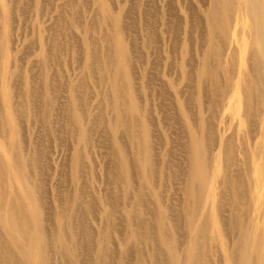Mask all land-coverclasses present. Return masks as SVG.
Returning <instances> with one entry per match:
<instances>
[{"label": "bare ground", "instance_id": "6f19581e", "mask_svg": "<svg viewBox=\"0 0 264 264\" xmlns=\"http://www.w3.org/2000/svg\"><path fill=\"white\" fill-rule=\"evenodd\" d=\"M15 1L0 0V23L1 21L10 22L13 20L10 12L14 11V7H8V4H14ZM34 1L33 6L37 10H44L42 7L43 0ZM90 2L91 8L88 9V12L94 14L90 19H95L98 22V26L94 27L99 32V35L96 33L97 36H91L92 33L90 31L93 29V26L91 28V24L87 22L88 20L85 22V26L82 24V12L84 11L82 5L87 7L84 4H87L86 0H62V3L57 7L59 14L57 18H60L59 16L63 17L64 13L68 11L67 8H69L71 20L69 21V25L67 24V27H82L80 29H82L84 35H82L83 38L81 39L85 50L84 56L87 60L92 61V65L89 64L90 67L87 66V68H91L89 70H95V73L96 71L99 72V80H102L101 82L104 86L110 87V89L108 88L110 92H108L105 86L106 90L103 91V94L108 92L111 94V98L110 94H105L103 98L109 100L114 98L112 109L110 108V120L108 122L111 132L109 134L112 135L110 144L114 142L113 148L110 150L113 151V155L117 158L115 159L116 165L114 167L116 169L114 170L116 179L120 178L123 186L118 183L121 182L120 180L118 182L116 181L119 184L118 186L114 183L112 184L124 191V204H122V207L124 205L125 217L123 216V219H121L122 216L118 217L121 214L118 210L117 217L118 221H125L126 226H122L121 224V227L125 229L117 226L118 224L120 226L119 222H114L117 217L113 204L117 203L114 202L108 206L106 205L107 199L105 204L103 203V199L100 209L99 206L97 207V203L91 201L93 199L90 200L91 197L89 198L90 201L87 200V202L82 199L85 193L88 192L84 189L87 186L82 188L81 183L82 179H85L83 172L86 168L84 166L82 147L86 142L89 143V139L92 137L88 136V132L91 128H94H88L89 126L85 121L87 119L85 116L88 113L84 112L85 109H81L83 107V103L81 104L83 99L82 101L79 99V102H77L80 114L73 110V115L67 119V121L69 120L68 124L70 127L74 125V129H69L70 131H68L72 133L73 137L79 138V140H76L79 144L73 156L74 161L68 166L70 167L71 179H65L71 181L73 191L69 192L72 185L70 186L68 184L70 186L68 189H70H67L69 192L66 195L68 196L67 199L58 200L57 198L56 204L54 205L55 215L51 211H49V214L52 216L47 214L48 210L52 209L53 211V208L51 206H49L51 209L47 210L46 208L47 190L45 183L46 177L48 176L46 169H49L51 165L48 161V157H50L49 153L46 150V145H44L46 144V139H44V144H42L40 143L42 140H38L40 138L38 136L39 138L37 140L40 142L37 144L35 138L41 132L39 130L36 133L34 129L35 136L34 134L30 135L31 143L26 144L28 143L27 136L24 139V134L22 135L26 131H22L21 133V129L23 125L22 119L27 118L34 125L38 126V123H42L46 129V131L44 130L45 132L43 130L42 132L45 134H48L49 130H54L56 124L59 122V117L55 119L54 116L57 113L56 106H59V104L55 103L54 97L56 95L53 97L54 92L52 93V91L60 83L56 85L58 81L54 78L56 83L47 81V89L42 93L44 101L43 103H39L35 99L38 97L39 99L41 98L40 95L43 92L41 86H37V83L35 84V81L30 78L25 81L24 85H20L21 88L15 83L12 85L11 83L9 84V81L12 80L13 76H16L17 72H15L14 68L10 70L6 69L4 64L0 66L3 68L1 73L3 74V80L9 86L3 83V86H6L8 89H4L2 86V96L5 105L3 110L0 108V264H54V256L57 258L56 262L60 261L58 264H129V262L132 264V261H134V264H218L219 260L221 261L220 252L225 264H264V0H198V10L195 11L197 14H192L194 10L191 9V4L187 6L186 9L188 8L191 14L189 16L188 13V16H186L184 28H187L188 17H193L191 19H194V16L197 15L196 17L198 18L196 22L194 20V26L192 25L194 32L196 31V44L195 48L193 46L194 44H189L193 47H191L193 50L195 49V54L194 51H191L193 53L192 55L190 53L191 57L189 56L190 46H187V41L191 37L186 39L187 35H189L187 34L182 41L180 40V26L182 25L179 16L180 6H178L179 8L177 6L175 7L174 0H171V2L170 0H164L165 6H163L164 10L161 12L164 13L166 20L168 17L164 26H167L165 32L167 33V37H169L168 42L170 41V55L164 58L173 67L175 65L178 67L177 61L179 60L177 59L181 60L179 64L181 77L179 78L182 83L188 84L186 86L189 88H185L191 91L187 90L190 94L186 96L184 93L186 91L183 92V86L185 84H181L180 88L175 89L178 86V80L171 82L177 100L176 114L180 113L186 125L184 126L186 131L182 130L183 126L181 131L185 136V144L188 143L186 146L188 147V151H183L186 156L182 155L188 162V179L184 178L186 177V173L182 170L183 166L181 169L175 168L174 158H177V155H179L178 157H182L180 156V152L183 149L179 148V152L174 150L170 145H174L175 147V144L171 142L172 144L169 143L170 145L163 144L160 154H158L156 152V142H153V126L149 117L151 108L147 104L140 106L137 103V100H139V87H137L135 82V73L137 71H135L137 68L135 66V60L140 59V56L138 55V57L135 54L137 50V45H135L136 40L130 35L131 29L129 25L131 24V20L127 22V18L130 17L131 12H128L126 8L115 6L114 0H90ZM25 9V6L20 8L23 12ZM156 9V6L150 8L151 14L148 17L147 23L145 21V34L143 36V45L148 51V61L146 60L145 62V65L148 66L145 69V72L147 70V77L145 78L146 81H143L147 83L146 89H148L150 82L151 85L152 82L154 83L151 79L156 78L159 74L157 68L161 61V40L158 36L159 32H156V17L159 11ZM192 21L190 20L188 23L190 24ZM243 21H245L244 27H239V23ZM54 27L57 29V26ZM64 28H66L65 25L61 28V24H59V31L61 30L62 32ZM187 29H185L186 33L188 32ZM62 35L63 38L61 36L56 37L57 35L54 38L51 37L48 44L46 43L45 39L47 37L45 36L43 48L47 44L51 49H54L52 52L62 49L65 44L61 43L65 37L64 34ZM5 41H2L0 34V58L3 55L6 58L7 53L5 54L2 51H6L7 47L10 48V42L7 36ZM242 43L246 44V47H248L247 50L242 51ZM176 47L180 48V57L176 56V54H179L176 53ZM51 49H49V53L47 52L48 49H41L40 53L37 54L39 58L36 63V65L38 64L36 66L37 68H39L38 66L50 65V59L54 57V53L52 54L53 57H51ZM150 55H156V58L149 60ZM50 69L48 68V70ZM176 70L175 75L177 73ZM32 71L35 73L38 72L34 69ZM34 72L31 73L34 74ZM41 73L37 74L43 77L46 72L42 73L44 75ZM171 74L170 76H172ZM175 78L177 79V77ZM73 80L74 78L71 81ZM74 82L76 81L74 80ZM50 83H53L56 87H53ZM71 84H69L71 90L75 93L74 86L76 83ZM151 85L150 88H152ZM156 85H152L155 86V90L157 89ZM10 86L11 88H9ZM81 87L78 86L77 90L79 88L81 89ZM181 87L183 88L181 89ZM55 89L54 91H56ZM84 89L86 88L84 87ZM10 90L13 91V94H11ZM152 90L150 89V91ZM87 91L85 90V93ZM160 91L161 93L163 92V90H157L158 96L160 95ZM77 92L75 93L76 96H78L79 92H81V95L83 93L82 91ZM129 92L133 96L131 104L126 103ZM13 95L20 96L19 101L14 105L12 103V100H14L12 99ZM81 95L78 97L80 98ZM2 96H0V99H2ZM100 97L99 92V99ZM21 98L22 101H20ZM25 99L28 100L27 105L24 103ZM88 100L85 101L88 102ZM16 105L18 108L15 107ZM163 106L161 105L159 108L161 109ZM96 107L98 106L94 104V108L92 107V111L90 110L91 114L95 112L94 119L92 120L93 124L95 123L94 126L104 121L106 122L103 118L105 115H102L103 112L98 109L101 106ZM138 108H143L147 115L145 116L143 114V117L140 118L141 113L138 112ZM196 108L197 112H194ZM95 109L98 110V113ZM127 110L130 112L129 114H127ZM161 110L165 109L162 108ZM66 112L68 113L67 110ZM193 112L194 116L192 115ZM232 112L237 115V125L233 128H231V125L228 126L226 124L228 120L233 121L235 119L232 116ZM162 113L163 111H161ZM81 117L84 119L83 125L78 126ZM170 122L168 120V123ZM32 123L29 125H33ZM230 129L232 132L228 133ZM36 130H38L37 127ZM123 132L126 133H124L125 138L128 134V140L133 145L132 147L135 148L133 149L135 152L132 150L136 153L137 157L134 162H132L134 156L132 158L129 157L133 154L131 153L128 156V153L131 151L128 152L127 150V138L125 139L126 144L122 140L123 135L121 133ZM239 134H242L240 138ZM173 135L177 136V134ZM42 136L44 137V135ZM104 137L103 139L106 138ZM48 139H50L49 136ZM105 141L107 140L105 139ZM99 142H95V144ZM180 143H182V138ZM10 151H12V155H10ZM88 153L90 154V152ZM91 154L93 155V152ZM160 155L162 157L158 159ZM176 158L175 160L177 161ZM93 160L91 158V161ZM158 160H160L159 162L162 165L160 169L159 165L157 166ZM85 165L88 166V163ZM62 166H65V164ZM103 168L105 170V165ZM184 169L186 170V168ZM133 170H137V172L133 173ZM137 173L138 179L141 182L139 188L135 187L138 183L136 181L138 180L134 179V174ZM93 174L95 175V173ZM157 174L162 177V181L163 178L169 180L174 184L173 187L179 186V189L185 192L183 201L186 207L184 208L186 209L187 221L184 219V222L187 224L185 225L187 226V230H182L181 222L178 224V221L180 219L182 221L183 218L181 216L182 211L181 213L174 212V215L168 214V209L170 207L172 209L173 204L174 207L175 205H181L180 200L177 198L179 195L172 196L171 194L173 193L170 194L171 198L174 197L176 199V203L173 202L172 205L171 203L170 205L164 203V199L161 198L163 193L161 191V195L157 193L158 184H155L156 176L157 178L159 177ZM121 175L122 178L120 177ZM115 176L113 175V177ZM80 177L83 178L79 183ZM87 177L89 178L88 175ZM133 183L136 185L133 186ZM164 183L166 182L163 181L161 184ZM113 185L111 186L113 187ZM21 186L25 187L26 194L31 200V211L27 210L22 202V197L20 196ZM115 186L114 188H116ZM64 190L67 191L65 188ZM116 191H113L114 196L120 190ZM109 192L111 193V190ZM178 192L176 193L179 194ZM88 193L91 194L90 192ZM164 195L166 196V194ZM153 196L158 197V204L155 202L154 204L149 203L153 199ZM60 197L62 198V196ZM108 200L110 201V199ZM149 204L151 205L149 206ZM44 210L45 213L43 212ZM97 211H99L98 214H96ZM170 211L172 212L174 210ZM177 211L179 210L177 209ZM82 212L88 213L87 215L89 217L86 214V216L83 214L84 217L80 215ZM148 213L157 221V225H155L158 230H155V226L151 224L152 219L150 222L146 219ZM49 217H54L60 223V226L58 224V226L53 224L55 228H53V225L49 226L52 220ZM178 218L180 219L178 220ZM48 219L50 220L49 223H47ZM94 222L100 224L99 229L96 230V234L94 229L97 226H95ZM116 234H118V238L115 243ZM222 237L224 238L223 241L221 240ZM83 238L86 240L84 241ZM142 244L146 245V249L142 247ZM83 255H89L90 259L86 258L90 262L85 263L86 258Z\"/></svg>", "mask_w": 264, "mask_h": 264}, {"label": "rangeland", "instance_id": "374dc122", "mask_svg": "<svg viewBox=\"0 0 264 264\" xmlns=\"http://www.w3.org/2000/svg\"><path fill=\"white\" fill-rule=\"evenodd\" d=\"M6 1V0H5ZM183 1V2H182ZM174 0V4H175V7L177 6H180V8H179V16H180V21H182L181 22V26H182V28H183V30H182V28H181V26H180V30L182 31V33H181V31H180V40L182 41L183 40V38L187 35V34H189V35H187V38L186 39H189L190 37V39L187 41V46L189 47L190 45H193L194 46V48H195V44H196V42H195V36H196V31L194 32V20H195V22H196V20L198 19L196 16L197 15H195L194 16V19H191V18H193V17H188V18H190V19H188L187 18V20H188V22L190 21V20H193L192 22H190V24L187 22V28H184L185 26H184V22H185V20H186V16H188V13H189V16H190V14H191V12H189V10H188V8L186 9V7L187 6H189L190 4V6L192 7L191 9H193L194 10V12H193V10H192V14H197L195 11L196 10H198V6H199V3H198V0H190V1H184V0ZM26 2V3H25ZM86 2H87V4L86 3H84L85 5H87V7L86 6H84V5H82V7H83V9H84V11L82 12V19L81 20H83V22H82V24L84 25V24H86L85 22L87 21V22H89L88 24H91L90 26H91V28H92V26H93V29H91V31H90V33H92L91 34V36H97V35H99V32H98V30H97V28H94V27H97L98 26V22L94 19H90V17H92L94 14L92 13V12H88V9H90L91 8V2H90V0H86ZM170 2H171V0H170ZM34 3H35V1L34 0H16L15 1V3L14 4H12V3H10V4H8V7H14V11L13 12H10V16H12V18H13V20L12 21H10V22H4V21H1V23H0V34H1V38H2V41L3 42H6L5 40H6V36H7V39H8V41L10 42V48H6V51L4 50V51H2V52H4L5 54L7 53V55H6V58H4V55L0 58V66H2V65H4L5 64V66H6V69H8V70H10L11 68H14V70H15V72H17L16 73V76H13V78H15V79H13L12 78V80H10L9 81V84L11 83V85L12 84H16V85H19V88H21V86L22 85H24V83H25V81L27 80V79H32L33 81H35V84L37 85V86H41V90L43 91V92H41V95H40V99H39V97L37 98V99H35L37 102H39V103H43V101H44V96H43V94L42 93H44L45 91H46V83H47V81H51V82H53V83H56V80L58 81L57 83H56V85H58L59 83V85H58V87L55 89L56 91H54V89H53V91H52V93H53V97H54V95H56V97H54L55 98V103H57V104H59V106L57 105L56 106V109H57V113L54 115L55 116V119H57L58 117V119H59V122H58V124H56V126H55V128H54V130H56V131H54V130H47L48 131V134H45V133H43V132H45L46 131V129H45V127H44V125L42 124V123H38V126L37 125H34L32 122H30L27 118H24V120L22 119V123H23V125H22V129H21V133H22V131L24 132V131H26L25 133H22V135L24 134V139H26V136H27V141H28V143H26V144H30L31 142H30V135H33L34 134V136H35V134L36 133H38V132H36V131H39L40 130V134L38 133L37 134V138H35V142H37V144L40 142V143H42V144H44L43 143V141H44V139H48V136H49V138L50 139H48V141H49V143H48V141H46L45 140V143L46 144H44V145H46L45 147H46V150H47V152L49 153V156L50 157H48V161H49V163L51 164L49 167V169L47 168L46 170V172L48 173H46L48 176L46 177V183H45V186H46V195H47V197H46V202H47V206H46V208H47V210L48 209H51V208H53V211H52V209L51 210H48V212H47V214L49 215V216H52V215H50L49 214V211H51V213L52 214H54L55 215V204H56V200H57V198H58V200L59 199H62V200H64L65 198L67 199V197L68 196H66L67 194H69V192H72L73 190V185H72V183H71V181H67V180H65V179H71V173H70V167H68L69 165H70V163H73V161H74V154H75V152H76V149H77V146H78V142L76 141V140H79V138L78 137H73V135H72V133L71 132H69L70 130H72V129H74L73 128V126H71L70 127V125L68 124L69 123V120L67 121V119H69L70 117H71V115H73V113L74 112H76V113H78V114H80V110H79V108H78V105H77V102H79V99L82 101V99H83V102H81V104L83 103V107L81 108V109H85L84 110V112H87L88 113V115H86L85 117L87 118V119H85V121L87 122V124H88V128H91V127H94V128H91L92 129V132H91V129L89 130V132H88V136H90V137H92V138H90L89 139V143H85V145L82 147L83 148V160H84V162H85V164H87L88 163V166L87 165H85L84 164V166L87 168H85L84 169V177H85V179L83 178V177H80V179H79V183H80V180L82 179V181H81V183H82V188L84 187V186H87V188H85L84 187V189H86L88 192H90L91 194H89L88 192H86L85 193V195H84V197H85V199H84V197H82V199H83V201H85V202H87V200L88 201H90L91 199H93V200H91L93 203H97L96 205H97V207L99 206V208L101 209V207H102V202H103V199H104V204L106 203V199H107V203H106V205H108L109 206V204L111 205L112 203H117V204H113V207H114V211L116 210V217H117V215H118V211H119V213H121L122 214V212H123V214L121 215V214H119L118 215V217L120 216H122L121 217V219H123L124 217H125V213H124V205H123V207H122V204H124V200H123V195H124V191H123V189L121 190V188H117V186L120 184V185H122L123 186V184H122V181L120 180V178L118 179H116V176H115V172H114V170H116V169H114V167H115V165H116V160L115 159H117V158H115V156L113 155V151H111L112 150V148H113V143H111L110 144V142H111V138H112V135L111 134H109V133H111L110 132V128H109V126H108V122H109V113H110V110L112 109V105H113V102H114V98L113 99H105V98H103L104 97V95L105 94H110V93H108V92H110V87H108V86H106L107 87V90H108V92L107 93H105V94H103L104 92V90H106V87L102 84V80L100 81L99 80V72H97L96 71V73H95V70H89V69H91V68H87V66H89L90 67V65H92V61H90V60H87L86 59V57L84 56L85 55V53H84V47H83V44H82V35H83V32H82V29H80V28H82V27H80V28H75V27H73V26H68L67 27V24L69 25V21L71 20V12L69 11V8H67L68 9V11H67V13L68 12H70V13H64V15H63V17H61V16H59L60 18H57L58 17V12H57V7L62 3V0H43L42 1V7L44 8V10H37L33 5H34ZM50 3V4H49ZM157 3V4H156ZM183 3V4H182ZM193 3V4H192ZM109 4V3H108ZM148 4V5H147ZM44 5V6H43ZM114 5L115 6H119V7H123V8H126L127 10H128V12L130 11L131 13H130V17L129 18H127L128 20H127V22H129L130 20V22H131V24L129 25L130 26V29H131V37L134 39V40H136L135 41V45H137L136 47H137V52L135 51V54L138 56H140V59H136L135 60V66L137 67H135L136 69H135V71H136V73H135V82H136V84H137V87H139V100H137V103L141 106V105H148V107L149 108H151L150 110V112H149V117H150V121H152V126H153V142L155 141L156 143H155V145H156V147H157V149H156V152H158V154H160V151H161V146H163V144H168V145H170V144H172L171 142H173L174 144H175V147H174V145H170V146H172L173 148H174V150H177L178 152H179V148H181V149H183L180 153H181V155L180 156H186V154H185V152H183L184 150L185 151H188V147H186L187 145H188V143H186L185 144V142H186V140L184 139V135H183V133H182V131H181V129H182V126H183V129L182 130H185V128H184V126H186L185 125V122H184V118L183 117H181L180 116V113H177L176 114V103H177V100H176V96H175V94H174V91H173V88H172V85H171V82H175V81H177V83H178V86H174L175 87V89L176 88H180V85L181 84H185L183 87H181V89L183 88L184 90H183V92L184 91H186L187 93H188V95H187V93L186 92H184L185 94H186V96H189V94H190V90L189 89H186L185 87H187L188 86V84L187 83H182L181 82V80H180V78L179 77H181V71H180V67H179V64H180V59H177V60H179V61H177V64H178V67L175 65L174 67L173 66H171V64L170 63H167L166 62V60H165V58L164 57H166V56H169L170 55V52H169V49H170V41L168 42V39H169V37H167V33L165 32V29H166V25L164 26V23H166V21L168 20V17H167V20H166V18H165V16H164V13L163 12H161V11H163L164 10V8H163V6H165V2H164V0H149V2H148V0H114ZM171 5H173V4H171ZM193 5V6H192ZM25 6V11L23 12V10H20V8L21 7H24ZM153 6H156V10L157 11H159V14L157 15V17H156V32L158 33V36H159V39L161 40V54H160V62H159V67L157 68L158 69V71H159V74L157 75V77L155 78L154 77V79L152 78L151 80H153L154 81V83L152 82V85H156V84H158V85H156V87H157V89L155 90L154 89V87L155 86H152L151 85V82L149 83V85H148V89H146L147 87H146V85H147V83H144L143 81H146L145 80V78L147 77V70H146V72H145V69L148 67L147 65H145V62H146V60H147V56H148V51H147V49L144 47V45H143V41H144V34H145V21H146V23H147V21H148V17H149V15L151 14V12H150V8L151 7H153ZM147 7V8H146ZM194 7V8H193ZM42 8V9H43ZM86 8V9H85ZM145 8V9H144ZM158 8H159V10H158ZM6 9H8L7 7H6ZM131 9V10H130ZM87 10V11H86ZM10 11V10H9ZM147 12V13H146ZM22 13V14H21ZM70 14V15H69ZM66 16V17H65ZM68 20V22H67V20L65 19V18ZM11 18V17H10ZM130 18H132V19H130ZM59 20V22L57 23V21ZM85 20V21H84ZM60 21H61V23H60ZM246 21V20H245ZM245 21H243V22H241V23H239V27H244V24H245ZM96 22H97V24H96ZM134 22H136V23H134ZM23 23V24H22ZM57 23V24H56ZM246 23H247V21H246ZM59 24H61V28L65 25V27L66 28H64L63 30H62V32H61V30L59 31L58 30V28H59ZM189 24V25H188ZM193 25V26H192ZM53 26V27H52ZM54 26H57V29H55V27ZM85 26V25H84ZM24 27V28H23ZM193 27V28H192ZM185 29H187V33L185 32ZM190 29H192V30H190ZM65 30V31H64ZM53 31H54V33H53ZM192 31V32H191ZM184 32H185V35H184ZM55 33H56V35H55ZM96 33H97V35H96ZM52 34H54V35H52ZM62 34H64V40L61 42V43H65L64 45H63V47H62V49H63V51H61L62 49H59V50H55V52H56V55H55V52H52V51H54V49L52 50L47 44H48V42L51 40V37L52 38H54V36H56V37H62L63 35ZM67 35V36H66ZM47 37L45 40H46V45H45V47L43 48V44H45V41H44V37ZM84 36V35H83ZM189 37V38H188ZM63 38V37H62ZM71 38V39H70ZM53 40V39H52ZM44 41V42H43ZM190 41V42H189ZM43 42V43H42ZM139 43V46H138V43ZM195 42V43H194ZM137 43V44H136ZM190 44V45H189ZM78 49H77V48ZM139 47V48H138ZM192 46H190L189 47V56L191 57V55L193 54V53H191V51H194V54H195V49L193 50L192 48H191ZM41 49H48L47 50V52L49 53V49H51V57H53V59H50V61L52 62H50V65L48 64V66H46V65H41L42 67H40V66H38L39 68H37L36 66L38 65H36V63H37V59H39L38 57H37V54H39L40 53V50ZM176 49H177V52L176 53H179V54H176V56H179L180 57V48H178V47H176ZM248 49V47H246V44L245 43H242V51H244V50H247ZM61 51V52H60ZM26 52V53H25ZM22 53V54H21ZM54 53V55L52 56V54ZM190 53H191V55H190ZM142 54V55H141ZM41 55V54H40ZM84 56V57H83ZM136 56V58H138ZM142 56V57H141ZM146 56V57H145ZM144 58V59H143ZM156 58V55L155 56H153V55H150V57H149V60L150 59H155ZM164 58V59H163ZM141 59H143V60H141ZM12 60V61H11ZM54 60V61H53ZM139 61V63H138V61ZM144 61V62H143ZM148 61V60H147ZM159 61V60H158ZM88 62H90V63H88ZM141 62H143L142 64H140ZM179 62V63H178ZM11 63H12V66H11ZM90 64V65H89ZM140 66H139V65ZM144 64V65H143ZM34 65H35V68H34ZM52 65V67H50ZM143 65V66H142ZM32 67V69H34L38 74H40L41 72H42V70L44 69V71L42 72V73H45V76H43V77H40L41 75H38L37 73H35L34 71H32V69H30ZM47 68V69H46ZM48 68L50 69V70H48ZM178 68V69H177ZM33 73L34 72V74L35 75H37V76H35L34 74H32L29 70ZM38 69V70H37ZM39 69H41L40 71H39ZM177 69V70H176ZM246 69H247V67H246ZM3 70V68L2 67H0V96H2L3 94H2V92H3V83H5L4 85H6V86H9V84L8 83H6V81H4L3 80V77H2V73H1V71ZM53 70V71H52ZM153 70V69H152ZM175 70H176V75H175ZM28 71H29V73H31V74H29L28 73ZM52 71V72H51ZM178 71H179V74H178ZM20 72H21V74H20ZM93 73V74H91V73ZM169 72H171V73H169ZM41 73V74H42ZM158 73V72H157ZM166 73H168L169 74V76H168V74H166ZM20 75V76H18V75ZM53 74H55V75H53ZM170 74L172 75V76H170ZM30 77H29V76ZM34 75V76H33ZM42 75H44V74H42ZM93 75H96V76H93ZM180 75V76H179ZM24 76V77H23ZM40 78H39V77ZM49 76V77H48ZM55 76V77H54ZM137 76V77H136ZM156 76V75H155ZM22 79H21V78ZM36 78V80H35V78ZM96 77V78H95ZM175 77H177V79L175 78ZM17 78V79H16ZM25 78V79H24ZM34 78V79H33ZM38 78H39V80H38ZM49 78H50V80H49ZM56 79V80H54V79ZM74 78V80L76 81V82H74V80L73 81H71L72 79ZM24 79V80H23ZM53 79V80H52ZM96 79V80H95ZM101 79V78H100ZM156 79V80H155ZM23 80V81H22ZM43 81V84H42V81ZM98 80V82H96ZM40 81H41V83H40ZM69 81V82H68ZM84 81V82H83ZM82 82V83H81ZM97 84H96V83ZM155 82H158V83H155ZM181 82V83H180ZM39 83V84H38ZM53 83L51 84V85H53ZM65 83V84H64ZM72 83V84H71ZM73 83H76L75 84V86H74V89H75V93L77 92V91H82L83 93H82V95H81V92H79V94H78V96L79 95H81L80 96V98L78 97V96H76L75 95V93H73L72 92V90H71V87H70V85L69 84H71V85H73ZM79 83V84H78ZM82 85H81V84ZM85 83H87V84H85ZM170 83V84H169ZM22 84V85H21ZM62 84V85H61ZM162 84V85H161ZM186 84H187V86H186ZM21 85V86H20ZM68 85H69V87H68ZM85 85V86H84ZM102 85V86H101ZM139 85V86H138ZM150 85H151V87L152 88H150ZM3 86V87H2ZM4 87V89H8L7 87ZM61 86V87H60ZM78 86L79 87H81V86H83V87H81V89L79 90H77V88H78ZM88 86H89V88H88ZM104 86V87H103ZM145 86V87H144ZM24 87V86H23ZM53 87H56L55 85H53ZM84 87L86 88V89H84ZM102 87V88H101ZM144 87V88H143ZM170 87V88H169ZM9 88H11V86L9 87ZM88 88V89H87ZM101 88V89H100ZM109 88V89H108ZM159 88V89H158ZM187 88H189V87H187ZM150 89L153 91H150ZM84 90V91H83ZM85 90H88L86 93H88L87 95H89V96H87L86 95V93H85ZM99 90H101V91H99ZM157 90H163V92L161 93V91L159 92L160 93V95L158 96L157 94H158V92H157ZM187 90H189V91H187ZM192 90V89H191ZM11 91V94H13L12 92V90H10ZM154 91H156V92H154ZM99 92H100V96L102 97V99H101V97H100V99H99ZM101 92H102V95H101ZM149 94H148V93ZM151 92V93H150ZM78 93V92H77ZM155 93V94H154ZM84 94V95H83ZM20 95V94H19ZM15 96V95H13V98L12 99H14V100H12L13 102V105L14 104H17V102L19 101L18 99H20V96ZM76 97H75V96ZM150 95V96H149ZM157 95V96H156ZM162 95H163V97H162ZM66 96V97H65ZM141 96V97H140ZM15 97V98H14ZM58 97V98H57ZM90 98V99H89ZM110 98H111V94H110ZM89 99V100H88ZM42 100V101H41ZM57 100H59V101H57ZM78 100V101H77ZM85 100H88V102H86ZM99 100V101H98ZM132 100H133V96L132 95H130V92L128 93V95H127V99H126V103L127 104H131V102H132ZM20 101H22V98H21V100ZM27 99H25V101H24V103H26V105H27ZM67 101V103H65ZM0 108H1V110H3V108H4V105H5V101H4V99H3V96H2V99H0ZM15 102V103H14ZM96 102V103H95ZM161 102V103H160ZM63 103V104H62ZM70 103H71V105H70ZM85 103H87V104H85ZM97 103H100V104H97ZM159 103H160V106H159ZM94 104H96L98 107H99V105L101 106L100 108H98V107H96V108H98L100 111H102L103 113H102V115L104 114L105 116H103V118H104V120H106V122L104 121L103 123H99V125H95L96 127H97V129H96V127L94 126V124H93V122H92V120L94 119V113L95 112H92V114H91V112H90V110L92 111V109L94 108ZM104 105V106H103ZM161 105H164L165 107H167V108H165L164 106L162 107V108H164L165 110H161L159 107H161ZM68 107V108H66V107ZM16 108H18L17 107V105L15 106ZM15 107H14V109H15ZM58 107V108H57ZM63 107H65V108H63ZM88 107V108H87ZM93 107V108H92ZM191 107H193V108H195L194 106H191ZM28 108V107H27ZM75 108V109H74ZM111 108V109H110ZM169 108V109H168ZM60 109H61V111H60ZM64 109H66L67 111H68V113L66 112V110H64ZM71 109V110H70ZM170 111H168V110ZM58 110H59V112H61L60 114H58L59 112H58ZM65 112H64V111ZM74 110V112L72 113V111ZM104 110V111H103ZM167 110V111H166ZM195 110V109H194ZM63 111V112H62ZM95 111L98 113V110L97 109H95ZM161 111H163V113L161 114ZM166 113H165V112ZM56 112V111H55ZM138 112H140L141 114H140V118L141 117H143V114H145V116L147 115L146 114V111L142 108H138ZM174 112V113H173ZM194 112H197V108H196V110L194 111ZM194 112L192 113V115L194 116ZM86 113V114H87ZM108 113V114H107ZM130 112L127 110V114H129ZM165 113V114H164ZM170 113H172V114H170ZM69 114V115H68ZM171 116H170V115ZM232 116H233V118H235V119H233V121H229L228 120V122L226 123L228 126H232L231 128H233L235 125H237L236 123H237V115L234 113V112H232ZM92 115H93V117H92ZM163 115V116H162ZM165 115V116H164ZM206 115V114H205ZM70 116V117H69ZM162 116V117H161ZM168 116V117H167ZM189 116V115H188ZM67 117V118H66ZM83 117V116H82ZM82 117L79 119V122H78V126H82L83 125V121H84V119H82ZM167 117V118H166ZM171 117H173L172 119H171ZM164 118V119H163ZM175 118V119H174ZM177 118V119H176ZM89 119H91V120H89ZM174 119V121H172ZM165 120V121H164ZM168 120H169V122H170V120H171V122L170 123H168ZM166 123V124H164V123ZM33 124V125H29V124ZM44 123V122H43ZM65 123H66V125H65ZM168 123V124H167ZM90 124H92V125H90ZM41 125V127H39ZM43 125V126H42ZM102 125H104V126H102ZM29 126H31V127H29ZM106 126H107V128H106ZM175 126V127H174ZM36 127L38 128V130H36ZM106 128V129H104V128ZM25 128V129H24ZM100 128V129H99ZM103 128V129H102ZM34 129H35V132H34ZM70 129V130H69ZM94 129V130H93ZM101 129H102V131H101ZM176 129H177V131H176ZM42 130H43V132H42ZM45 130V131H44ZM69 130V131H68ZM100 130V131H99ZM170 130V131H169ZM106 131V132H105ZM179 131V132H178ZM186 131V130H185ZM34 132V133H33ZM53 132V133H52ZM94 132V133H93ZM99 132V133H98ZM102 132H104V133H106V134H104V133H102ZM173 132V133H172ZM232 132V130L230 129L229 131H228V133H231ZM242 132V131H241ZM50 133V134H49ZM57 133V134H56ZM90 133H92V134H90ZM125 132H123V133H121L122 135H123V137H122V135H121V137H122V140H123V142H125V139L127 140L126 142H127V150H128V152L129 151H131V152H129L128 153V156H129V154L131 155V153L133 154L132 156H129V157H133L132 158V162H134V160H135V158H137L136 157V153H134L135 152V150H133V149H135L134 147H132L133 145L131 144V142L128 140V134L126 135V138H125V134H124ZM181 133V134H180ZM70 134V135H69ZM94 134V135H93ZM101 134V135H100ZM108 134V135H107ZM173 134H177V136L176 135H173ZM186 134V133H185ZM42 135H44V137L42 136ZM46 135H47V137H46ZM51 135V136H50ZM92 135V136H91ZM102 135H104V136H102ZM111 135V137L110 138H108L109 136ZM169 135H171V136H169ZM33 136V137H34ZM40 138H39V137ZM95 136H97L98 138H99V140H98V138L97 137H95ZM102 138H101V137ZM242 136V134H239V138ZM59 137V138H58ZM97 138L96 140H95V138ZM103 137L107 140V141H105V139H103ZM170 137V138H169ZM177 137V138H176ZM39 138V139H38ZM43 138V139H42ZM171 138H173L172 140H171ZM181 138H182V143H180V140H181ZM40 140V141H38V140ZM92 139V140H91ZM109 139H110V141H109ZM183 139H184V141H183ZM99 142V143H96L95 144V142ZM98 140V141H97ZM104 140V141H103ZM173 140H175V141H173ZM176 140H177V142H176ZM112 141H113V139H112ZM179 141V142H178ZM103 142H105V143H107L106 145H104L105 143H103ZM126 142H125V144H126ZM128 142H129V146H128ZM91 143V144H90ZM110 145H109V144ZM170 143V144H169ZM49 146H48V145ZM70 144V145H69ZM90 145H91V147H90ZM95 145H98V146H95ZM107 145H108V147H107ZM176 145H177V147H176ZM179 145V146H178ZM109 146H110V148H109ZM128 147H130L129 149H128ZM60 149V151H59V149ZM72 148V149H71ZM90 148H91V150H90ZM106 148H109V149H106ZM160 148V149H159ZM49 149V150H48ZM90 150V151H88V150ZM111 149V150H110ZM158 149H159V151H158ZM51 150V151H50ZM106 150V151H105ZM134 152H133V151ZM9 151V150H8ZM93 152V155L91 154L92 152ZM88 152H90V154L88 153ZM10 153V155H12V151H10L9 152ZM110 153V154H109ZM183 153V154H182ZM110 156H109V155ZM135 154V155H134ZM155 155H156V153H155ZM58 156V157H57ZM70 156H72V157H70ZM90 156H92L91 158H92V160H93V158H95L93 161L95 162H93V161H91V158H90ZM94 156V157H93ZM179 155H177V161L175 160V158H174V162H175V168H177V169H181L182 168V166H183V168H182V170L183 171H185V173H186V177H184V178H187V175H188V170H189V168L187 169V166H188V162H187V160H186V158H184L183 156L182 157H178ZM69 157V158H68ZM161 155L160 156H158V159H161ZM71 158V159H70ZM112 158V159H111ZM157 158V157H156ZM179 158V159H178ZM181 158V159H180ZM50 159V160H49ZM60 159H61V162H60ZM64 159V160H63ZM180 162H179V161ZM160 160H158V162H157V166L159 165V169L161 168V162H159ZM184 162V163H186V164H184L185 165V167H184V165L182 164V162ZM93 162V163H92ZM113 162V163H112ZM69 163V164H68ZM159 163V164H158ZM177 163H180V164H178L179 165V168H178V165H177ZM65 164V166H62V165H64ZM66 164H68V165H66ZM97 164V165H96ZM95 165H96V167H95ZM104 165H105V170H103L104 168ZM111 166V167H110ZM63 167V168H62ZM65 167V168H64ZM136 167V166H135ZM96 168V169H95ZM111 168V169H110ZM174 168V169H175ZM184 168H186V170L184 169ZM64 169V170H63ZM69 169V170H68ZM90 169V170H89ZM93 169V170H92ZM61 170V171H60ZM87 170V171H86ZM97 171V172H95V171ZM112 170V171H111ZM56 171V172H55ZM67 171H69V172H67ZM111 171V172H110ZM88 174H87V173ZM114 172V173H113ZM135 172H137V170H133V173H135ZM61 173H63V174H61ZM82 173V174H83ZM93 173H95V175L93 174ZM61 174V175H60ZM69 175V176H68ZM87 175L89 176V178L87 177ZM113 175L115 176V177H113ZM138 173L137 174H134V179L135 180H138V181H136V182H138L137 183V185L136 184H134L133 186H135L136 188H139V184H141V182H140V179H138ZM159 177L157 178V176H156V178H155V184L157 185V193H160V195H161V192L163 193V195L161 196V198L162 199H164L163 201H165L164 203H168L169 205H170V203H171V205L173 204V202L174 203H176V199H174V197L173 198H171V196H170V194L171 193H173V194H171L172 196H178L177 198L180 200V202H181V205H179V206H177V205H175V207H174V204H173V208L171 209V207L169 208L170 210H174V211H170L169 209H168V211L170 212H168L167 210H166V212H168V214H173L174 212L176 213V212H179V213H181V211H182V215L181 214H179V215H181V216H179L180 218H182V221H180L181 219L180 218H178V224H180L179 222H181L182 224V226H181V228H183L182 230L184 231V229H186L187 230V226H185V225H187V224H185L186 222H184L185 220L184 219H186V221H187V214H186V207H185V203H184V197H185V192L183 191H181L180 189H179V186H177V184L175 183V185L177 186V187H173V183L171 182V181H169V180H166V179H164L163 178V181L164 182H166V183H164V184H161V183H163V181H162V177L159 175V174H157ZM51 178H50V177ZM95 176V177H94ZM107 176V177H106ZM112 176V177H111ZM59 177V178H58ZM99 177V178H98ZM121 178H122V175L120 176ZM136 177V178H135ZM50 178V179H49ZM57 178V179H56ZM98 178V179H97ZM106 178V179H105ZM110 178V179H109ZM140 178V177H139ZM114 179H115V181H114ZM157 179H158V181H157ZM188 179V178H187ZM87 180V181H86ZM92 180H94L93 182H95V183H93L92 182ZM97 180V181H96ZM121 181V182H118V181ZM58 181H59V183H58ZM63 181V182H62ZM85 181V182H84ZM100 181V182H99ZM104 181V182H103ZM119 183H117V182ZM56 184H55V183ZM66 182V183H65ZM161 182V183H160ZM92 183V184H91ZM112 183H114L115 185H117V186H115V185H113ZM160 183V184H159ZM53 184V185H52ZM60 185V186H58V185ZM64 184H67V185H64ZM71 186H69V185ZM84 184V185H83ZM94 184V185H93ZM166 184V185H165ZM55 185V186H54ZM111 185H113V187L111 186ZM172 185V186H171ZM65 186V187H64ZM110 186V187H109ZM114 186L118 189H116V188H114ZM138 186V187H137ZM58 187H60V188H58ZM68 187H70L69 189H70V191L68 192ZM89 187H91V188H89ZM134 187V188H135ZM164 188V187H167V188H164L163 190H162V188ZM171 187H172V189L174 190V191H176V189H177V191L176 192H178L179 194H177L176 192L174 193V191L171 189ZM64 188L67 190V191H65L64 190ZM96 188V189H95ZM106 188V189H105ZM111 188H113V189H111ZM90 189V190H89ZM111 190V193L109 192L110 190ZM55 190V191H54ZM103 190V191H102ZM115 192L116 190L117 191H119L118 192V194H115V196H114V192ZM159 190V191H158ZM62 191V192H61ZM92 191V192H91ZM103 193H102V192ZM105 191H107V192H105ZM116 191V192H117ZM161 191V192H160ZM168 191V192H167ZM49 192V193H48ZM61 192V193H60ZM68 192V193H67ZM20 196L22 197V202H23V204H24V206L27 208V210H29V211H31L32 210V207H30V204H31V200H30V198H28V196H27V194H26V189H25V187L24 186H21V189H20ZM58 193V194H57ZM66 193V194H65ZM103 195H102V194ZM121 193V194H120ZM215 193H217V191H215ZM56 194H57V197H56ZM59 194H60V196H62V198L59 196ZM62 194V195H61ZM106 194H108V195H106ZM112 194V195H111ZM120 194V195H119ZM164 194H166V196L164 195ZM169 194V195H168ZM49 195V196H48ZM53 195V196H52ZM55 195V196H54ZM159 195V194H158ZM64 196V197H63ZM109 196V197H108ZM111 196V197H110ZM118 196H120L119 198H118ZM122 196V197H121ZM163 196H165V197H163ZM60 197V198H59ZM91 197V198H90ZM94 197H95V199H94ZM103 197V198H102ZM108 197V198H107ZM117 197V198H116ZM169 197V198H168ZM181 197H182V199H181ZM50 198V199H49ZM55 198V199H54ZM89 198H90V200H89ZM121 198V199H120ZM158 197L156 196H153V199L149 202V203H153L154 204V202L155 203H157L158 204V199H157ZM171 198V199H170ZM48 199H49V201H48ZM108 199H110V201L108 200ZM111 199H112V201H111ZM119 199V200H118ZM29 200H30V202H29ZM175 200V201H174ZM182 200V201H181ZM110 203H109V202ZM117 201V202H116ZM169 201V202H168ZM172 201V202H171ZM216 201H217V197H216ZM85 202H83V203H85ZM121 204H120V203ZM63 203V202H62ZM81 203H82V200H81ZM80 203V204H81ZM49 204V205H48ZM167 204V205H168ZM147 205V204H146ZM151 204H149V206H150ZM168 205V206H169ZM184 205V206H183ZM206 205V204H205ZM49 206H51V208H49ZM63 207H64V205H63ZM116 207V208H115ZM145 207V206H144ZM147 207H148V205H147ZM177 207V208H176ZM180 207H181V209H180ZM185 207V208H184ZM182 208H184V209H182ZM120 209V210H119ZM176 209V210H175ZM177 209L179 210V211H177ZM118 210V211H117ZM185 211V212H184ZM44 213H45V210L43 211ZM43 213V214H44ZM99 213V211H97V213L96 214H98ZM83 214H84V216H86L88 213H83L82 212V214L80 213V215H82L83 216ZM86 214V215H85ZM151 215V214H150ZM150 215H149V213L147 214V218L146 219H148L149 220V222L151 221V219L155 222L156 220L155 219H153V216L151 215V217H150ZM174 215V214H173ZM185 215V216H184ZM83 216V217H84ZM124 216V217H123ZM83 217H81V218H83ZM87 217H89L88 215H87ZM86 217V218H87ZM118 217L114 220V222H119L120 223V226H119V224L117 225L119 228H123V229H125L124 227H121V224H122V226L124 225V226H126V224H125V221H123V220H119L118 221ZM185 217V218H184ZM50 218V220H51V222L49 223V219H48V221H47V223H49V226H51V225H56V226H60V223L57 221V220H55L54 219V217L53 218H51V217H49ZM86 218H84V219H86ZM173 218V217H172ZM87 220H88V218H87ZM121 221V222H120ZM153 221H151V224L152 225H154L155 227H154V229L157 227L156 225H157V221L154 223ZM123 222V223H122ZM148 222V221H147ZM95 223V226H97V228L96 229H94V231H95V234H96V230L97 229H99V227H100V224L99 223H97V222H94ZM58 224V225H57ZM150 224V223H149ZM156 224V225H155ZM53 225V226H54ZM92 225H94V224H92ZM52 226V227H53ZM52 227H50V228H52ZM152 227V226H151ZM53 228H55V226L53 227ZM52 228V229H53ZM153 229V230H154ZM122 230V229H121ZM155 230H158L157 228L155 229ZM154 230V231H155ZM124 231V230H123ZM157 232V231H156ZM84 237V236H83ZM84 238H86V237H84ZM83 238V240L85 241L86 239H84ZM116 239H115V243H116V241H117V238H118V234H116V237H115ZM220 240V239H219ZM221 240L223 241L224 240V238L222 237L221 238ZM143 246V248L144 249H146V245H144V244H142ZM219 255H220V259H221V261L219 260V263L218 264H225L224 263V261H223V257H222V255H221V252L219 253ZM54 256V255H53ZM85 258L87 257V258H89L90 259V257H89V255L87 256H85V255H83ZM87 258H86V260H85V263L87 262L88 263V261H89V259H88V261H87ZM53 260H55V262H54V264H58V263H60V261H57L56 262V260H57V258H55V256H54V258H53ZM82 260H83V257H82ZM131 261V260H130ZM90 262V261H89ZM129 264H131L130 262H129ZM132 264H134V261H132Z\"/></svg>", "mask_w": 264, "mask_h": 264}]
</instances>
